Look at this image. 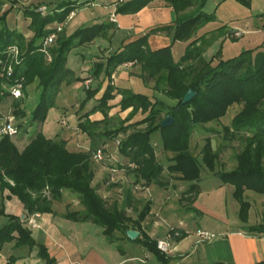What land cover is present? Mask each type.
<instances>
[{
    "label": "trees",
    "instance_id": "trees-1",
    "mask_svg": "<svg viewBox=\"0 0 264 264\" xmlns=\"http://www.w3.org/2000/svg\"><path fill=\"white\" fill-rule=\"evenodd\" d=\"M154 1L131 0L118 3L115 12L122 15L135 14ZM163 1L174 10V25L152 29L129 44L122 43L116 50L94 62L91 76L96 84L85 89L86 99L81 105L95 98L100 90L103 92L91 110L78 118V128L91 137L92 126L98 122H91L88 117L98 110L106 115L110 107L108 102L120 95L118 109L130 112L119 128L107 130L103 134L111 138L123 134L124 138L118 140L117 149L128 159V163L120 168L143 181V186L155 184L164 188L165 183L169 182L168 178L163 177L164 171L169 178L188 183L181 200L190 205L189 210L197 213L192 205L200 194L198 182L204 167L219 182L234 188L232 197L239 203L238 216L246 224L250 203L244 200V193L249 190L257 195L264 194V44L228 60L219 59L215 64L206 62L202 59V50L197 46L203 36L194 39L191 36L199 25L209 23L215 17L214 13L203 11L207 0H200L189 14L184 12L193 7L192 0ZM234 1L246 7L249 4V0ZM5 4V0H0V103L11 98L12 111L19 120L29 113L26 126L41 124L55 105L62 83L72 81L70 75L73 71L67 66L71 49L87 45L96 37L106 36L108 30H114L116 26L112 21L95 22L88 27H78L72 34L66 35L64 29L57 32L53 24L66 23L75 8L86 3L64 0L50 10L46 9L44 13L38 10L42 4H31L21 8L23 15L30 21L29 30H33L29 40L22 31L7 25V14L13 6L4 9ZM166 31L172 32L173 43L187 42L178 60L173 58L171 46L156 51L148 48L147 38L150 35ZM51 33H55V38L44 48L43 42ZM12 46L21 50L18 63L10 61L13 55L9 47ZM195 62L199 65L196 66ZM131 63L139 65L142 77L150 80L164 73L168 87L165 93L176 100L175 105L167 106L153 96L115 87L112 74L118 66ZM9 64L11 73L6 70ZM83 79L76 77L73 80ZM35 81L38 101L26 113L22 98H14L9 88L21 85L25 92ZM188 90L195 92V96L189 103L182 104L181 100ZM235 104L242 105V108L231 118L230 124L223 128V132L229 140L244 135V148L236 155L237 165L232 171L215 172L218 154L211 145V139L205 138L198 159L190 153V133L196 125L204 126L219 121ZM167 116L174 123L168 128H161V121ZM16 127L22 129L25 123H18ZM153 134L160 136L161 149L172 154L167 167L156 158V150L151 142ZM66 141L58 134L47 138L37 129L20 151L10 135L0 134V189L8 190L6 197H17L27 214H40L52 212V202L62 198V192L68 189L78 195L84 209L68 211L64 218L93 222L102 228L108 243L117 240L115 231H120L129 240L126 231L131 224V228L139 234L132 242L140 244L156 261L168 264L166 255L156 247L157 241L151 240L141 229V223L150 212V203H145L135 221L126 215L125 208H120L116 203L107 206L102 195L92 185L94 173L91 158L94 148L91 145L88 150L75 152L67 148ZM0 216L6 217L0 225V246L10 242L16 247H37L39 258L46 264H54L46 247L38 244L31 230L26 227L25 220L5 212L3 206L0 207ZM244 229L248 233H264V224ZM175 233L178 236L175 237ZM168 234L172 235L175 242L186 236L185 232L177 228H171ZM16 259L9 256L6 264H15Z\"/></svg>",
    "mask_w": 264,
    "mask_h": 264
},
{
    "label": "crops",
    "instance_id": "crops-1",
    "mask_svg": "<svg viewBox=\"0 0 264 264\" xmlns=\"http://www.w3.org/2000/svg\"><path fill=\"white\" fill-rule=\"evenodd\" d=\"M74 1H77L78 4L83 2L86 4L78 5L73 11V16L69 17L66 23L63 24L62 28L66 35L72 34L74 30L78 29V27H88L95 22L102 23V21H112L116 26V29H114L115 31L113 28L109 29L106 36H102V38L97 37L87 45L83 44L75 47V49H81V55L85 52V54L90 57L87 68H85V71H88L86 74H82L84 69H81V71L76 73L71 69L73 72L70 77L84 78L82 80L84 90L86 89V80L90 81V85L95 84L91 76L94 62L101 60L100 58L107 56L113 51L111 47L106 46V39L110 37L112 30L114 33L113 38L118 34V30L124 32L120 37V43L117 46L119 47L122 43L129 44L130 42L143 37L152 29H157L158 27H171L174 25V10H172V8L163 0L151 2L143 7L140 12L129 15L117 14L115 10L118 3H127L131 0ZM51 2L52 0L8 1V3L5 4V7L8 8L11 5L13 7L7 14L6 21L10 18L9 16L13 15V13L16 16L18 13H22L21 8L24 6H30L31 4H42L45 6ZM222 2L223 1L220 0L218 4ZM55 4L56 3L52 4L51 7ZM189 8L192 9V7ZM204 9L203 11H205ZM24 19L25 25L22 33L25 36L32 38L33 32L30 30L27 33H24L27 30V28L25 30V27L30 22L27 17ZM257 20L260 21V24L258 23L255 27H252V32H262L260 28L261 25L262 29H264V23L262 22L264 20V14L258 16ZM7 25L10 28H15V30H17L19 26L17 25V20L13 21L12 25H9L8 23ZM55 25L56 24H53L54 27ZM242 32L243 31L241 30L240 33ZM147 39V45L151 51H156L168 46H171L172 51L173 46L178 43H173L171 31L158 32L155 35H150ZM185 43L187 44V42ZM81 59L83 62L86 60V57L83 56ZM122 69L127 70L126 74L128 77L135 76L136 74L139 76L141 75V67H139V65L131 63L118 66L117 71L112 74V83L117 88L119 86H116V74ZM70 83L67 85L62 83L63 86L60 88L58 94H63L65 98L71 93L74 94L75 85ZM61 90L63 91L61 92ZM102 92L103 91L100 90L97 93L95 97L96 100H93V105L97 103L96 101L101 97L100 95ZM120 98L121 96L119 95V97L110 100L108 103L110 104L111 102H114L113 104L117 105L116 103H119ZM75 107L77 111L76 114H73L75 124H70L69 128L64 129L63 135L58 136L63 140H67L66 146L69 150L79 152V150L88 148L89 140L84 138L83 133L79 134L80 129L77 125L78 118L91 109L84 108V105H81V103L77 104ZM116 107L118 108V106ZM111 110L115 111V107H112ZM116 110L118 111V109ZM129 112L130 110L122 112L119 109L120 119L123 120ZM111 113L112 112H110L109 115ZM63 117L64 116L60 117L61 125L65 121ZM101 118L100 111H96L88 117V120L92 122L93 120H99ZM84 119L85 118L82 120ZM71 126H77V128ZM74 128L75 131L69 132V129L74 130ZM105 147L106 146H104V148ZM115 154V152L107 151L103 160L93 161L91 159L94 173V182L92 185L97 188L98 193L102 195L107 206L116 203L120 208H125L126 215L134 221L136 220L138 213L144 207V202H149L150 212L141 223V229L151 240H165L171 228L181 229L186 233V236L179 242L173 240L169 241L170 253L166 256L169 261L168 264H264V233H248L247 230L244 229L245 227L264 224V202H260L258 205L259 208H257L258 206L247 201L250 203V208L248 211L247 223L243 224L238 216L239 203L232 197L234 188L230 185L217 182L214 184V188L217 189L218 192L225 191L224 197H221L219 201L214 202V204H209L204 203V201L200 203L197 196L192 205V208L194 207L198 211L195 213L189 210L190 205H188L186 201L181 200L182 194L185 193L187 189V187H185L187 185H185L184 182L169 178L167 174L166 177L169 179V182L165 183L164 188H160L155 184L143 186V181L134 178L129 172H125L123 168H120L123 165H120L118 161L117 164L118 166L120 165V167L112 165L113 161L118 158ZM171 157L172 156L169 158ZM99 173L101 175L103 173L107 174L105 179L101 180V178L99 180V177H97ZM165 173L167 172L165 171ZM152 186H154L155 189L167 191V200L165 199L162 203L158 204V202H156L155 204L151 198L153 196H151L150 201H147L143 196V193L149 194ZM248 191L244 193L245 201L247 199ZM7 194V189H4L2 194H0V207L3 206L5 212L19 216L21 220H25L26 227L31 230L32 236L36 239V242L40 245L43 244L46 247L49 256L54 260V264H150L147 256L150 253L140 244L138 245L133 243L132 240H128L126 236L120 233V231L114 232V235L117 236V240L108 243L100 226L97 225V229L88 226L93 222H78L64 218V215L68 211H74L73 209H70L72 205L78 207L75 210L82 211V209H84L79 203L78 196L71 198L72 201L69 199L67 202L64 200V193L62 192V198L52 202V212L27 214L18 198L12 196L11 199H8L6 197ZM172 195H174V198L178 201L176 204H178L180 200L183 205L179 207H176L174 204L171 205V201L168 200ZM141 202H143V204H141ZM217 203L219 204L218 208L215 206ZM179 210H183L184 215H188V217L179 220L176 217V213ZM195 216L201 217L200 225L191 221L195 219ZM30 218L33 220V225L28 223V219ZM177 221L178 225L176 226L175 222ZM166 225L169 226V229L166 232H163V235L161 236L160 231L162 227ZM128 230H133L131 224H129ZM197 231L206 232L213 236L208 240H204L198 236ZM38 255L39 252L37 247L31 249L24 246L16 247L14 243L10 242L4 243L0 246V257L4 258V264H6V260L9 256L17 258L15 264H46V262L39 258Z\"/></svg>",
    "mask_w": 264,
    "mask_h": 264
},
{
    "label": "rangeland",
    "instance_id": "rangeland-1",
    "mask_svg": "<svg viewBox=\"0 0 264 264\" xmlns=\"http://www.w3.org/2000/svg\"><path fill=\"white\" fill-rule=\"evenodd\" d=\"M11 0H5V3H8ZM62 2L64 0H52L51 3H48L45 5L47 10L51 9V5L56 3L59 4V2ZM194 5L192 9H186L185 13H191L195 10V8L198 6L200 0H192ZM220 0H208L205 5V13L208 14H215V17L213 21L209 23H204L199 25V27L196 28L195 32L191 36L192 39L194 38H200V36H203L200 40V43L197 44V46L202 50V59L206 62H211V64H215L216 61L220 60H228L229 58L238 56L243 51L253 50L257 46L264 44V29H262V25L260 26L262 32L253 30L252 27H255L260 24V21L257 20V17L264 14V0H249L248 7L243 6L242 4H238L234 0H226V2H222L218 4ZM7 8L4 5V9ZM13 13L12 16H9L7 23L9 25H12V22L17 20L18 28L17 30L23 31L24 29V18L23 13H18L17 16ZM264 23V20L262 21ZM247 26V27H245ZM27 28V30H26ZM27 33L29 31V23L25 27ZM238 30V31H237ZM242 30L243 32L240 33ZM31 31V30H30ZM33 31V30H32ZM31 31V32H32ZM115 31V30H114ZM118 34L115 35L113 38V30L109 38H107V47H111L114 51V49L117 48V46L120 43V37L123 35L124 32L118 30ZM232 31V32H231ZM234 31V32H233ZM25 36V35H24ZM26 39H31L29 36H25ZM97 38V37H96ZM95 38V39H96ZM101 38V37H100ZM81 46V45H80ZM186 46L185 42H178L176 43L172 48V55L175 60H178L180 56L184 53V48ZM78 47V46H77ZM18 50V49H17ZM72 50V49H71ZM74 50V51H73ZM69 52L68 58H67V66L74 70L76 72L81 71V69H84L82 74H86L88 71H85V68H87V64L90 61V57L85 54L81 55L80 50L81 49H73ZM78 51V52H77ZM21 53V50H18V55ZM86 57V60L82 62V59ZM18 58V56H17ZM13 61L16 62V58H11ZM82 62V63H81ZM196 66H198V62H195ZM10 65V64H9ZM7 70V67H6ZM127 70L122 69L116 74L115 82L116 86H119L120 88L124 89H130L132 92L153 96L156 98L159 102H162L163 104L167 106H173L176 103V100L171 99L165 91L167 90V83L165 80V74L162 73L159 78H156L155 80L142 77L141 75H135L132 77H128L126 74ZM137 76V77H136ZM139 76V77H138ZM72 81L70 84H74V94L71 93L67 98H65L62 95H57V100L55 101V105L50 108L48 111V115H46L45 120L41 124H32L31 126H26L28 119L29 111L34 108L37 99V85L36 81L31 85H29L28 88H26L25 93L21 91V97L22 98V104L26 108V113L28 115L25 118H22V120H19L16 117V114L13 113V109L11 106V98H7L6 101H3L0 103V127L5 122H8V120L15 126H17L18 123H25V127L22 129L19 128L17 130V133L12 135L11 138L16 143L17 147L20 149V151L23 149V147L26 145V143L29 142L30 137L32 134L37 131V129H40L42 133L47 137L51 138L55 134L63 135L64 129L69 128L70 124H75V118L73 117V114H76V105L83 102L84 99H86V92L83 87L82 80L74 81V77L71 76ZM83 78V77H81ZM67 85L68 83L65 82ZM96 84V83H95ZM65 85V86H66ZM64 86V87H65ZM63 87V90H64ZM61 90V92L63 91ZM15 98V97H14ZM93 100H96V98H92L89 101L84 102V108L91 109L93 105ZM97 102V101H96ZM114 102H111L109 104V109L106 112V115L103 114L102 110L100 111V117H102L99 120H96L98 123L97 125L92 126V132L93 135L89 137L86 133H83L82 131H79V134L83 133V136L88 141V148L92 145L94 148L92 160H97L94 158L96 151L100 149L103 152L102 157L107 154V151L115 152L116 158L115 161H113L112 165L120 167V165H126L128 163V159L122 156V154L117 149V143L116 140H121L124 138L123 134L120 133L118 137H108L106 135H103L107 130H113L115 128H119L122 125V119L119 116V109L116 107L117 105L113 104ZM264 103V102H263ZM117 104V103H116ZM112 107H115V111L111 110ZM242 108V105H233L231 108L227 111L226 115L221 118L219 121L214 123H208L204 124V126L196 125L193 127L191 131V137L189 142V148L190 153L194 155L196 158L200 159L201 157V151L202 147L205 142V138L209 137L211 139V145L214 148V151L218 154V162L216 164L215 172L220 171H232L236 165V155L240 153L244 148V135H241V137H236L232 140H229L225 138V133L223 132V128L228 126L231 122V118L236 115ZM264 108V106H263ZM118 109V111L116 110ZM112 112L110 115L109 113ZM163 115V114H162ZM64 116V123L60 124V117ZM125 119V118H124ZM164 119V118H163ZM75 127V126H71ZM17 128V127H16ZM77 128V126L75 127ZM69 129V132L75 131ZM141 129L143 127H140ZM25 129V130H24ZM131 131V130H130ZM78 134V135H79ZM85 134V135H84ZM151 142L154 147V150H156V158L159 163L165 165L167 167L169 163V157L172 156L171 153L163 151L161 149V140L160 136L158 134L151 135ZM104 146H106L104 148ZM83 149V150H87ZM102 158V160H103ZM98 161V160H97ZM101 161V160H100ZM120 164L118 166L117 164ZM93 164V163H92ZM117 164V165H116ZM100 174V173H99ZM98 179L103 180L105 179L107 174H100ZM167 173L163 174V177L167 178ZM200 182H198L201 193L198 195V200L201 203L204 201V203L214 204V202H218L221 197H224L225 191L218 192L217 189L214 188V184L219 182L217 179H215L212 175H210L209 171L203 167L200 171ZM185 183V182H184ZM180 185V184H178ZM185 187H188L189 184L185 183ZM153 189V190H152ZM157 191V192H156ZM150 193H143V196L147 199V201L152 200L155 202H158V204L165 201L168 193L167 191L158 190L155 189L154 186L151 187ZM64 200L69 201L73 197H77L78 195L76 193L71 192L70 190H64ZM0 194H2V190L0 189ZM2 196V195H1ZM153 196V197H151ZM151 197V198H150ZM172 198V199H171ZM5 200V198H4ZM167 200V199H166ZM72 201V200H71ZM171 201V205H175L176 207L182 206V201L179 200V203L176 204L178 201L174 198V195L172 197H169V200ZM246 201H250L251 203L258 206L260 202H264V195L260 196L252 191H248L247 193V199ZM74 203V202H73ZM58 204V203H56ZM75 204V203H74ZM140 204V203H139ZM143 204V202H141ZM145 205V202L144 204ZM264 205V203H263ZM216 208H218L219 204L215 205ZM78 207L75 205H72L70 209H77ZM259 208V206L257 207ZM176 217L180 219H185L188 217V215H184L183 210H179L176 213ZM191 218V217H190ZM193 221L195 224L198 223L199 225L201 217H194ZM6 220L5 216H0V225L3 224ZM174 220V219H173ZM175 225H178V221L175 222ZM88 226H91L93 229H97L98 226L93 225V223H90ZM169 229V226H163L160 233L161 236L163 235V232H166ZM149 258L150 264H160L158 261L152 258V256L149 254L147 255ZM4 258L0 257V264L3 263ZM44 264V263H42Z\"/></svg>",
    "mask_w": 264,
    "mask_h": 264
},
{
    "label": "built area",
    "instance_id": "built-area-1",
    "mask_svg": "<svg viewBox=\"0 0 264 264\" xmlns=\"http://www.w3.org/2000/svg\"><path fill=\"white\" fill-rule=\"evenodd\" d=\"M38 10L42 11V13L45 12L46 10V7L45 6H39ZM73 16V13L70 14L69 17H72ZM63 23H60V24H56L55 25V28H57V32H60V30H62L63 28ZM55 38V33H51L49 34V36H47V38L44 40V48L49 45L53 39ZM10 48V51L12 53V58H16L19 60V58H17L18 56V50L15 46H12V47H9ZM18 60H16V62L18 63ZM7 72L11 73V64L7 66ZM86 88H88V86H90V81H87L86 80ZM11 94L13 97L15 98H20L21 97V91H22V86L21 85H15V86H12L11 88H9ZM17 130L18 128H16L15 125H13L9 120L8 122H4L1 127H0V134H6L7 136H12L14 134L17 133ZM116 143L117 145L119 144V141L116 140ZM97 153L95 154L94 158L97 159L98 161L102 160V155H103V152L98 149L96 151ZM28 223H31L33 225V220L30 218L28 219ZM198 232V236L201 238V239H204V240H208L209 238H211L213 235H210L209 233H206V232H202V231H197ZM178 236L177 233H175V237ZM172 240V235L171 234H168L166 239L165 240H158L157 243H156V247L158 248V250L167 256V254L170 253V247H169V241Z\"/></svg>",
    "mask_w": 264,
    "mask_h": 264
},
{
    "label": "water",
    "instance_id": "water-1",
    "mask_svg": "<svg viewBox=\"0 0 264 264\" xmlns=\"http://www.w3.org/2000/svg\"><path fill=\"white\" fill-rule=\"evenodd\" d=\"M195 96V92H193L192 90H188L187 94L183 97V99L181 100L182 104H187L189 103V101ZM161 128H168L170 126L173 125L174 121L169 117H165L164 119H162L161 121ZM126 235H128V238L130 240H135L136 238H138L139 234L134 231V230H127L126 231Z\"/></svg>",
    "mask_w": 264,
    "mask_h": 264
}]
</instances>
